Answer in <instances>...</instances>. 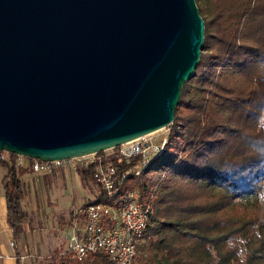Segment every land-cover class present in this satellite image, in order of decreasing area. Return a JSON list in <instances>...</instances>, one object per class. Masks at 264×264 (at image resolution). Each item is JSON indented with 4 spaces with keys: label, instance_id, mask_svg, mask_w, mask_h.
Returning <instances> with one entry per match:
<instances>
[{
    "label": "trees",
    "instance_id": "obj_1",
    "mask_svg": "<svg viewBox=\"0 0 264 264\" xmlns=\"http://www.w3.org/2000/svg\"><path fill=\"white\" fill-rule=\"evenodd\" d=\"M195 3L203 41L163 150L128 175L115 195L99 187L90 199L119 205L127 190H137L150 203L143 239L159 264H264V0ZM0 151L6 153L1 182L14 244L26 217L21 176L32 171L31 158L16 163V153ZM75 170L85 185L95 184L89 165ZM50 257L46 264H114L99 250L80 260L59 250Z\"/></svg>",
    "mask_w": 264,
    "mask_h": 264
},
{
    "label": "water",
    "instance_id": "obj_2",
    "mask_svg": "<svg viewBox=\"0 0 264 264\" xmlns=\"http://www.w3.org/2000/svg\"><path fill=\"white\" fill-rule=\"evenodd\" d=\"M202 41L195 0H0V150L64 159L167 126Z\"/></svg>",
    "mask_w": 264,
    "mask_h": 264
},
{
    "label": "built area",
    "instance_id": "obj_3",
    "mask_svg": "<svg viewBox=\"0 0 264 264\" xmlns=\"http://www.w3.org/2000/svg\"><path fill=\"white\" fill-rule=\"evenodd\" d=\"M166 131L167 126L100 150L102 152L52 160L30 157V167L33 172L48 173L55 167L75 169L89 165L95 183L106 196H113L128 175L140 173L161 153L167 141ZM5 155V151H0V158ZM24 157L17 154L15 162L23 163ZM150 211V203L140 199L135 189L127 190L119 205L89 199L77 211L82 217V226L72 229L66 237L65 251L71 259L80 260L89 252L99 250L114 264H133Z\"/></svg>",
    "mask_w": 264,
    "mask_h": 264
},
{
    "label": "rangeland",
    "instance_id": "obj_4",
    "mask_svg": "<svg viewBox=\"0 0 264 264\" xmlns=\"http://www.w3.org/2000/svg\"><path fill=\"white\" fill-rule=\"evenodd\" d=\"M186 83L187 86L191 84L189 80ZM32 177L23 181L24 196L21 203L26 217L16 243L20 245V251L26 259L29 258L35 264H46L55 250L64 248L66 237L72 229H80L82 221L77 211L100 188L92 182H89L91 185H85L78 172L67 166L59 167L45 176L36 174ZM261 205L264 206V196ZM142 241L146 245L138 247L134 264H159L157 259L160 258L155 255V249L148 246L146 240ZM11 246L9 237L0 231V254L11 249ZM152 254L153 260H150Z\"/></svg>",
    "mask_w": 264,
    "mask_h": 264
},
{
    "label": "crops",
    "instance_id": "obj_5",
    "mask_svg": "<svg viewBox=\"0 0 264 264\" xmlns=\"http://www.w3.org/2000/svg\"><path fill=\"white\" fill-rule=\"evenodd\" d=\"M36 174H43V173H36V172L31 171L29 173L23 174L21 176L22 183H23V181H25V179L33 178L32 176H36ZM3 175H4V169L0 166V231H3L9 237L12 246H11V249H9L8 251H5L4 254H0V264H15V262H16V254L15 253L16 252L14 250L13 245L16 246V251H17L18 256H19L18 257L19 264H35V263L29 261L28 260L29 258L26 259L25 254H23V252L20 251V245L18 243H16V240L13 244L11 228L6 221V205H5V198L3 195V188H2V182H1ZM64 248H65V246H64ZM64 248L59 249V252H62L64 250Z\"/></svg>",
    "mask_w": 264,
    "mask_h": 264
},
{
    "label": "bare ground",
    "instance_id": "obj_6",
    "mask_svg": "<svg viewBox=\"0 0 264 264\" xmlns=\"http://www.w3.org/2000/svg\"><path fill=\"white\" fill-rule=\"evenodd\" d=\"M63 251L66 252L65 249Z\"/></svg>",
    "mask_w": 264,
    "mask_h": 264
}]
</instances>
